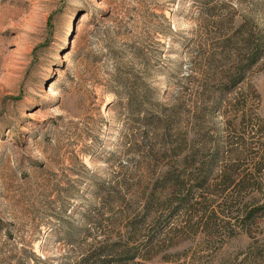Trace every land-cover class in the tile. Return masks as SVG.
<instances>
[{"label": "rangeland", "instance_id": "1", "mask_svg": "<svg viewBox=\"0 0 264 264\" xmlns=\"http://www.w3.org/2000/svg\"><path fill=\"white\" fill-rule=\"evenodd\" d=\"M255 1L0 0V264L9 255L77 264L110 243L135 249L130 264H264V222L242 228L236 218L264 202V54L235 91L203 93L212 52L248 15L264 18V0ZM118 66L146 88L109 91ZM256 115L261 125L247 124ZM240 136L251 144L230 155L233 187L167 180L184 181L182 158L193 149L213 157ZM215 157L209 184L223 167ZM243 178L260 185L238 187ZM109 187L106 207L98 189ZM153 190L161 210L149 212ZM188 194L198 209L182 207ZM128 211L146 219L134 241Z\"/></svg>", "mask_w": 264, "mask_h": 264}, {"label": "trees", "instance_id": "2", "mask_svg": "<svg viewBox=\"0 0 264 264\" xmlns=\"http://www.w3.org/2000/svg\"><path fill=\"white\" fill-rule=\"evenodd\" d=\"M260 2V0H256L253 3V6L258 7L260 5ZM163 18L166 20V17L164 15ZM259 18L260 17H257L255 15H248V17H245L240 22V24L234 29L232 35L224 39L222 43L218 46L219 48L221 47L223 49L222 52L214 51L212 52V55L208 57V67H210L209 69L211 70V74L209 75L210 82H206L207 86L205 85V91L203 92L205 93L204 96L213 93L216 94L217 92H220V95H223L225 91L229 93L235 91L238 88V85L245 81L246 73L248 72V70H250L253 65H255L259 61V59H261L262 55L264 54V18L261 19L262 22L259 20ZM166 28L169 31H172L170 29L169 24L166 25ZM137 54L140 57L143 55L139 52H137ZM217 57H223V61L227 63L226 65L228 67L220 68L216 64L218 63L216 62ZM110 80L111 85L109 91L113 92L117 96H119L123 91H130L133 89H137V87L146 88L145 81H143L144 79L142 78V76L134 75L131 77H123L121 74V67L119 66L116 69V72L110 76ZM203 93L201 94L203 95ZM133 103L136 104V102ZM261 121L263 120L256 115V121L254 125H252V123L249 121L247 124H250L253 127H259V125H261ZM166 122H169V119L163 121L164 124ZM243 124H245V121L241 120L239 125ZM262 138L263 135H259V133L257 132L255 136V141H260ZM229 144H231V147H228L227 151H222V154L216 153V155H219V158H223L224 162L222 163L223 167L220 173L217 175L215 184H209V180L212 179L213 170L219 162V160L217 159L218 157H215V155L213 157L210 156L209 158H207L206 156L205 158H202L199 155V151L197 152L196 149H193V151L189 152L182 158V166L185 169L184 173L188 174L186 178H184V181H182V177H180V175L176 173L169 176L167 180L176 184L177 186L178 184H180V187L185 186L184 184L187 179L198 182V185L196 184V187L198 186L201 188L214 186L224 188L233 187L239 177L238 174L235 173L238 166L235 168L233 163H229L228 160L230 158V155H234L235 157L241 156V153L245 149H247L251 142L248 143L245 140L244 136H240L237 140H233ZM178 146H183L181 141L179 142ZM219 150L220 148L217 151L219 152ZM262 160L264 162V157ZM195 164H197V167L192 168ZM262 165L263 163L261 164L260 161L257 164L256 170L260 171ZM256 185H260L257 179L252 178L248 180L246 178H243L239 180L238 187H255ZM114 189V187H109L108 189H98V194H100L99 199L102 201L100 203H102L106 207L110 206V200H113L115 197ZM193 198L194 197L191 194H188L183 200L182 207L185 205L187 206L188 204V206H192L195 209H198V205H201L202 203H191L193 201ZM165 200L166 203L169 202L170 205L173 203V200H176V196L169 195L166 197ZM158 202V194L155 190H153L149 194L147 210L149 212L151 209H154L156 211L161 210V207L158 205L160 203ZM254 204L252 207L243 206L238 210V216L236 218L237 222L241 224L240 226L242 228H245L247 226L249 227L250 225L255 223L257 224L259 222H264V202ZM157 206L160 209H156L155 207ZM204 212L205 211L203 210V213ZM129 214L130 211H128V213H125L122 218L127 219L125 228H127L129 231L126 239L128 241H134L137 239L135 235L139 234L140 230H142L146 219L144 217L142 218V220L139 221L136 219L135 216L134 218L130 217ZM203 217L204 216H202L201 218L202 220H204ZM34 218L36 219V217ZM100 218V214H97L96 216H91V219L97 222L98 224H100ZM210 219H213V215H211ZM41 220L43 221V223L46 221L48 222V219L45 220V218H41ZM38 238V236H35L32 242L38 240ZM155 238L156 237L154 236L149 237L148 243L142 245L143 251L153 247L155 243ZM129 246V243H125L123 245H119L118 243H110L107 245L96 247L94 250L91 251V253L87 254L86 256H83L77 264H111L108 260L110 258H113L111 262L117 261L116 264H130L135 261L137 255L135 249ZM138 252L139 250L137 251V253ZM31 254L34 257H37L33 251H31ZM13 260L16 261L13 262ZM40 260L41 259H39L38 261ZM6 263L23 264V259H21L20 257L17 259L16 256L9 255L8 257H6V259H2L1 264ZM34 263L35 262H33V264Z\"/></svg>", "mask_w": 264, "mask_h": 264}]
</instances>
